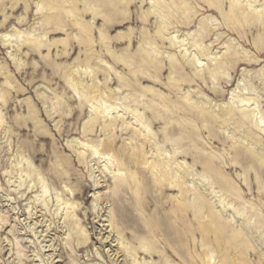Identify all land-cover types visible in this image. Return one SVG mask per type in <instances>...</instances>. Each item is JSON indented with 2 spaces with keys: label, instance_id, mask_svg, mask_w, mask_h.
Here are the masks:
<instances>
[{
  "label": "rangeland",
  "instance_id": "1",
  "mask_svg": "<svg viewBox=\"0 0 264 264\" xmlns=\"http://www.w3.org/2000/svg\"><path fill=\"white\" fill-rule=\"evenodd\" d=\"M47 1L0 0V264H220L224 257L232 259L230 264H245L246 253L252 264H264V167L245 161L249 146L264 145V51L257 54L254 42L263 33L247 31L241 40L221 28L203 43L210 48L202 59L205 67L182 70L185 57L193 64L196 49L179 43L185 35L201 37L200 22H208L207 29L222 25L216 12H200L191 28L179 26L177 17L166 18L170 29L164 42L157 40L158 32L167 25L156 16L146 20L150 0H129L130 6L118 0ZM233 46L242 52L236 59ZM225 53L237 60L235 67L220 58ZM217 56L219 63L212 61ZM81 85L93 88L90 94ZM107 91L113 92L103 103L113 108L98 110L99 92ZM244 99L259 103L251 108L259 110V117L250 122L241 114ZM200 107L208 117L197 112ZM229 107L235 122L225 124ZM94 116L99 123L93 126ZM137 121L147 122L149 144L142 141L145 129ZM106 140L113 142L107 152L116 163L112 174L90 148L102 151ZM156 148L168 163L159 169V179L148 167ZM135 155L141 164L130 159ZM128 157L133 162L119 169V160ZM43 184L48 192L40 199ZM31 199L38 200L33 215ZM62 203L76 207V225L67 221ZM212 215L219 219L216 227ZM245 237L255 240L254 249L245 250Z\"/></svg>",
  "mask_w": 264,
  "mask_h": 264
},
{
  "label": "bare ground",
  "instance_id": "2",
  "mask_svg": "<svg viewBox=\"0 0 264 264\" xmlns=\"http://www.w3.org/2000/svg\"><path fill=\"white\" fill-rule=\"evenodd\" d=\"M36 1V0H35ZM44 1V0H43ZM46 2H48L47 0H45ZM119 2V4L120 5H125L126 4V2H127V6H130L131 5V3H132V1L130 2L129 0H118ZM150 1H152L153 2V5H152V9H151V11H148L147 13H148V15H146V20L147 19H149V18H151V16H156V18H160V20H161V22H162V24H166L167 23V19L166 18H169V17H177V20L179 21L178 22V24H179V26H184V27H187V28H191V26H193L192 24L195 22V18L197 17V15L200 13V12H205V13H212V12H216L219 16H221L223 19H224V23H222V25H219V24H216V25H214V24H212L213 26H211V29H207V28H204L205 26H208L209 27V25H206V24H204L203 22H200V26L202 27V29L204 30V34L202 33V36L200 37V36H198V32L196 33L197 34V36H194V37H192L191 39H189L190 37L189 36H187V35H185L184 36V38L182 39L183 41L181 42V43H179V44H181V47L183 48V47H188V45H191L192 46V48H195L196 49V54H195V59L193 60V64H192V59H191V61H189L190 60V58L188 59V57L186 58L185 57V61H183V62H186L185 64L183 63V65H182V70H186L187 69V65H194L195 64V66H196V68H201V67H205L204 65H203V62H205V61H203L202 59L205 57H208L209 56V54H208V52L210 51V48H206V47H204V46H206V44L205 45H203V43L205 42V40L212 34V33H218V31H220V30H222L221 28H223L224 30H226V32H228V33H230V34H236V35H240V39L242 40V39H245V32H253L254 30H258V33L260 34V33H263V35L261 34V36L258 38V40H254V42H255V46H256V52H257V54H261L263 51H264V46H263V43H264V0H194L193 1V3H190L189 2V0H172V2H166V0H163V1H155V0H150ZM37 2H38V0H37ZM41 2V1H40ZM146 2H148V0L146 1ZM145 2V0H143L142 1V4L143 3H146ZM192 2V1H191ZM48 3H50V2H48ZM53 3H55V2H53ZM151 3V2H150ZM46 4V3H45ZM41 6H42V4H40ZM52 5V4H51ZM37 6H38V4H37ZM44 7V6H43ZM52 9V8H51ZM55 9H57V8H54V10ZM88 9V8H87ZM90 9H91V7H90ZM229 9V10H228ZM38 10V9H37ZM67 9H65V10H63V11H66ZM38 11H40V10H38ZM44 11V10H43ZM68 11V10H67ZM51 12V11H50ZM194 12V13H193ZM41 13H42V11H41ZM68 14H72V13H74V12H72V11H70V12H67ZM61 14H63V13H61ZM61 14L59 15L58 13H56V15H57V17H59V18H62L61 17ZM66 14V13H65ZM93 14V13H92ZM146 14V13H145ZM48 15H51V13L50 14H48ZM47 15V16H48ZM55 15V16H56ZM73 15V14H72ZM95 15V14H94ZM52 16V15H51ZM80 16V15H79ZM72 17V16H71ZM96 17V16H95ZM94 17V18H95ZM56 18V17H55ZM66 18H67V16H66ZM43 19V18H42ZM48 19V18H47ZM50 19H53V18H50ZM63 19V18H62ZM70 19V18H69ZM83 19V18H82ZM144 19V18H143ZM165 19L167 20V21H165ZM64 20V19H63ZM76 20H77V18H76ZM53 21V20H52ZM68 21V20H67ZM66 20L63 22L62 21V23L64 24L65 22H67ZM70 21V20H69ZM78 21V20H77ZM209 21V20H208ZM171 22V21H170ZM210 23V22H209ZM54 24V23H53ZM67 24H68V22H67ZM67 24H65V26L67 25ZM157 25L159 24V23H156ZM161 24V25H162ZM175 24V23H174ZM70 25H71V23H70ZM69 25V26H70ZM82 25V24H81ZM83 25H84V23H83ZM82 25V26H83ZM161 25L159 26V27H161ZM167 25V24H166ZM50 26V25H49ZM81 26V27H82ZM67 27V26H66ZM84 27V26H83ZM166 27V28H165ZM164 27V29L163 30H160L159 32H158V35H159V37H158V39L157 40H159V38L160 39H164V31H166V29L168 30V29H170L169 27H170V25H167V26H165ZM180 27V28H181ZM90 28V27H89ZM177 28H179V27H177ZM175 29V28H174ZM91 31V30H90ZM175 31V30H174ZM241 31H244V35L243 34H241ZM175 33V32H174ZM178 33H179V31H178ZM157 34V33H156ZM165 34H166V32H165ZM171 35H173V34H171ZM175 35H177V34H175ZM104 36V35H103ZM149 37V36H148ZM105 38V37H104ZM169 38H170V36H169ZM173 38H175V37H173ZM147 39V38H146ZM150 39H152V38H150ZM177 39H179V37H177ZM33 41H34V38L32 39ZM142 40H143V37H142ZM144 42H146L145 41V39L143 40ZM142 41V42H143ZM164 41V40H163ZM167 41H169V40H167ZM171 41V40H170ZM246 41V40H245ZM91 42V41H90ZM150 42V41H149ZM165 42V41H164ZM174 42V41H173ZM247 42V41H246ZM245 42V43H246ZM33 43V42H32ZM160 43H161V41H160ZM146 44H147V42H146ZM164 44V43H163ZM171 44V43H170ZM152 45V44H151ZM154 45H156V44H154ZM174 44H172V46H173ZM176 45V44H175ZM191 46H189V47H191ZM149 47V46H148ZM156 47H157V45H156ZM158 47L159 48H161L159 45H158ZM181 47H179V48H181ZM234 47V46H233ZM143 48V47H142ZM147 49V48H146ZM154 49V48H153ZM156 49V48H155ZM158 49V48H157ZM162 49V48H161ZM189 49V48H188ZM188 49L186 50V52L188 53ZM209 49V50H208ZM148 50H149V48H148ZM158 51V50H157ZM160 51V50H159ZM181 50H179V52H180ZM230 51V50H229ZM149 52V51H148ZM151 53H153L152 52V49H151V51H150ZM149 52V53H150ZM160 52H162V51H160ZM182 52V51H181ZM190 52V51H189ZM147 53V52H146ZM151 53H150V56H151ZM156 54H157V52H155ZM191 53H194V52H191ZM140 54H142L141 52H140ZM154 54V53H153ZM160 54V53H159ZM171 54V53H170ZM185 54V53H184ZM189 54V53H188ZM241 54H242V52L239 50V49H235V47H234V50H232V52H231V57H234L235 59L236 58H238V57H240L241 56ZM170 56V55H169ZM174 56H175V54H174ZM180 56H182V54L180 55ZM212 56V55H211ZM141 57H142V55H141ZM190 57V56H189ZM154 58H156V56H151V61H152V63H154V61H155V59ZM216 58V59H215ZM214 59L215 60H212L211 58V60L212 61H216L217 59H218V56L217 57H215ZM220 58H222L223 59V61L226 63V64H233V66H234V63H235V61H237V60H233V58H229V56H228V53H225V54H223ZM141 59H143V58H141ZM184 59V58H183ZM230 59V60H229ZM145 61V60H144ZM211 61V62H212ZM218 61V60H217ZM216 61V62H217ZM136 62V61H135ZM210 62V61H209ZM210 62V63H211ZM220 61H218V63H219ZM142 63H144V62H142ZM147 63V62H146ZM179 63H181L180 62V59H179ZM209 63V64H210ZM213 63V65L214 66H216L215 64H214V62H212ZM211 63V64H212ZM225 63H221V65L222 64H225ZM139 64V63H138ZM149 64H151V63H148L147 65L148 66H150ZM155 64V63H154ZM153 65V64H152ZM156 65V64H155ZM206 65H208V64H206ZM220 65V64H219ZM139 66H140V64H139ZM138 65L136 66V67H139ZM143 66V65H142ZM142 66H140V67H142ZM154 66V65H153ZM157 66V65H156ZM129 67V66H128ZM144 67H147V66H144ZM144 67H143V69H140V70H144ZM158 67V66H157ZM178 67V66H177ZM181 67V66H180ZM213 66H211V68H212ZM218 67H220V66H218ZM217 67V68H218ZM224 67H226L225 65H224ZM224 67H222V69L224 68ZM228 68H229V66H227ZM231 67V66H230ZM235 67V66H234ZM148 68V67H147ZM146 68V69H147ZM161 68V67H160ZM175 68V66L172 64V69H174ZM191 68V67H190ZM194 68V67H193ZM207 68V67H206ZM214 68H216V67H214ZM213 68V69H214ZM130 69V68H129ZM154 69V68H153ZM177 69V68H176ZM195 69V68H194ZM196 70V75H198V76H200L199 78L201 79V78H203L204 79V74H203V71H199V70ZM202 69V68H201ZM222 69H220V71L222 70ZM224 69H227V68H224ZM223 69V70H224ZM234 69V68H233ZM151 70V69H150ZM155 70V69H154ZM157 71L159 70V69H156ZM178 70V69H177ZM208 70V69H207ZM218 70V69H217ZM222 70V71H223ZM135 71V70H134ZM134 71H132V72H134ZM156 71V72H157ZM179 71V70H178ZM212 72L214 71V70H211ZM221 71V72H222ZM137 72V71H136ZM145 72H149V70L147 71H145ZM151 72V71H150ZM149 72V73H150ZM180 72V71H179ZM205 72H206V69H205ZM218 72V71H217ZM88 73V72H87ZM151 73H153V72H151ZM141 74V73H140ZM209 74V73H208ZM211 74V73H210ZM213 74V73H212ZM211 74V75H212ZM221 74V73H220ZM143 75H145V74H143ZM205 75H206V73H205ZM146 76H148V74H146ZM82 77V76H81ZM157 77V76H156ZM197 77V76H196ZM212 77H214L213 75H212ZM216 77L217 76H215V79H216ZM149 78V77H148ZM175 78V77H174ZM218 78V77H217ZM71 79V78H70ZM140 80H141V78H139ZM264 79V78H263ZM262 79V80H263ZM72 80V79H71ZM85 80V79H84ZM139 80V81H140ZM145 80V79H144ZM176 80V79H175ZM212 81V80H211ZM215 81V80H214ZM77 82V81H76ZM76 82H74V83H76ZM80 82V81H79ZM68 83H69V81H68ZM82 84V83H81ZM96 84V83H95ZM78 86V85H77ZM77 86H76V88H77ZM81 86H83V88L85 89V90H87L88 92L91 90V89H93V88H88L87 86H84V85H81ZM81 86H79V88L81 87ZM129 86V85H128ZM174 86V85H173ZM172 86V87H173ZM131 87V86H130ZM73 88H75V87H73ZM134 88V87H133ZM178 89H179V87H178ZM83 90V89H82ZM108 90V89H107ZM130 90V89H129ZM173 90V89H172ZM180 90V89H179ZM96 91V90H95ZM131 91H133V90H131ZM140 91V90H139ZM152 91V90H151ZM150 91V92H151ZM174 91V90H173ZM93 92V91H92ZM110 92H113V91H110ZM110 92H99V97H100V101H97L98 103H97V106H100L99 108H98V110L99 109H102V111H103V107L105 106L106 107V111L107 110H111V108H113V107H107V104L105 105V103H103V100L105 101V98H106V96H107V98L109 97V96H111V94L112 93H110ZM135 92V91H134ZM85 93V92H84ZM96 93V92H95ZM136 93V92H135ZM153 93H155L154 91H153ZM89 94H90V92H89ZM138 94V93H137ZM87 95V94H86ZM115 95V94H114ZM139 95V94H138ZM155 95H157L156 93H155ZM174 95V94H173ZM191 95V94H190ZM99 97H97V98H99ZM132 97V96H131ZM130 97V98H131ZM173 97V96H172ZM177 97V96H176ZM128 98V97H127ZM138 98V97H137ZM140 98V97H139ZM158 98V97H157ZM120 99V98H119ZM129 99V98H128ZM159 99H162L163 100V98H159ZM182 99V98H181ZM186 99V98H185ZM96 100V99H95ZM143 101V100H142ZM148 101V100H147ZM150 101V100H149ZM191 101H192V99H191ZM152 102V101H151ZM206 102V101H205ZM258 102V101H257ZM96 103V102H95ZM111 103V102H110ZM153 103V102H152ZM192 103H194V102H192ZM235 103V102H234ZM233 103V104H234ZM252 103V101L251 100H249V99H244V100H241V102H240V105H241V114H243V116L245 117V118H247V121H249L250 122V120H248L250 117H252V116H254V117H259V114H257V113H259L257 110H255V109H257V107L255 108L254 107V105L256 106V104H259V103H254V104H251ZM139 104V103H138ZM137 104V105H138ZM141 104V103H140ZM143 104V103H142ZM157 104V103H156ZM194 104H196V103H194ZM232 104V105H233ZM120 105V104H119ZM146 105V104H145ZM155 105V104H154ZM174 105H175V103H174ZM199 105H201V104H199ZM236 105V104H235ZM110 106V105H109ZM148 106V105H147ZM146 106V107H147ZM159 107H160V105H158ZM189 106V105H188ZM193 106V105H192ZM197 106V105H196ZM203 106V105H202ZM237 106H239V104L237 105ZM138 108H139V106H137ZM136 107V108H137ZM146 107H144V109L146 108ZM154 107V106H153ZM156 107V106H155ZM163 107V106H162ZM161 107V108H162ZM181 107V108H180ZM179 108L180 109H182L183 107L182 106H180ZM185 107V106H184ZM252 107H254L255 109L254 110H251V108ZM259 107V106H258ZM94 108H96V107H94ZM116 108V107H115ZM137 108V109H138ZM194 108H195V105H194ZM209 108V107H208ZM126 109V108H125ZM136 109V110H137ZM197 109V108H196ZM259 109V108H258ZM117 110H119V109H116V111ZM136 110L134 111L135 113H136ZM139 110V109H138ZM151 110H153V108L152 109H150L149 111H151ZM169 110V109H168ZM175 110V109H174ZM184 110V109H183ZM199 110L200 111H198L197 110V112H200L201 113V115H205L206 114V117H208L207 116V112H206V110H204L203 109V107H200L199 108ZM223 111H224V109H222ZM236 110H238L237 108H236ZM113 111V110H112ZM126 111V110H125ZM148 111V112H149ZM226 115H225V117H224V119H225V124L226 123H230V122H235V116H236V113H235V110L234 109H232V107L230 108H227L226 110ZM239 111V110H238ZM110 112V111H109ZM130 112V111H129ZM132 112V111H131ZM134 112H132V114L134 113ZM147 112V111H146ZM167 112V111H166ZM99 113V112H98ZM134 113V114H135ZM138 114H139V111L137 112ZM111 114V113H110ZM151 114H155V113H151ZM210 114V113H209ZM240 114V115H241ZM125 115V114H124ZM141 116H142V114H140ZM157 115V114H156ZM212 115V114H211ZM215 115V114H214ZM213 115V116H214ZM220 115V114H219ZM96 116H98L97 114H96ZM110 116V115H109ZM147 116V115H146ZM152 116V115H151ZM161 116H163V115H161ZM168 116H169V114H168ZM172 116V115H171ZM216 116H218V115H216ZM223 116V115H222ZM99 117V116H98ZM138 117H139V115H138ZM138 117H136V118H138ZM153 118L155 117V116H152ZM238 117H239V115H238ZM119 118V117H118ZM145 119H146V117H144ZM144 118H141V119H144ZM148 118V117H147ZM162 118V117H161ZM171 118V117H170ZM169 118V119H170ZM197 118H199L200 119V117H198V114H197ZM211 118V117H210ZM222 118V117H221ZM220 118V119H221ZM237 118V117H236ZM240 118H241V116H240ZM239 118V119H240ZM100 119V118H99ZM98 119V120H99ZM140 119V120H141ZM149 119H150V121H151V119L152 118H150L149 117ZM148 119V120H149ZM159 119V118H158ZM157 119V120H158ZM163 119V118H162ZM165 119V118H164ZM258 119V118H257ZM137 120V119H136ZM138 120H139V118H138ZM148 120H147V122H148ZM154 120V119H153ZM152 120V121H153ZM214 120V119H213ZM222 120V119H221ZM220 120V121H221ZM236 120H238V119H236ZM254 120V119H253ZM105 121V120H104ZM103 121V122H104ZM134 121V123H135V120H133ZM144 121V120H143ZM260 121H261V125H263V118H261L260 117ZM106 122V121H105ZM108 122V121H107ZM106 122V123H107ZM110 122V121H109ZM116 123V120H115V118L113 119V121H111L110 123L112 124L113 123V126H114V124ZM131 122V121H130ZM139 121H137L136 123L137 124H139L140 123V125H141V127L143 128V129H145L144 131H140V137H141V139H142V141L144 142V144H146V143H148L147 142V140H149L150 138H149V136H147V134L145 133V132H147L148 133V130H149V127L148 126H146V124H147V122L146 123H142V121H140L139 123H138ZM157 122V121H156ZM159 122V121H158ZM237 122H240V121H237ZM256 122H257V120H256ZM258 122H259V119H258ZM88 123V122H87ZM92 123H93V126L95 125V123H97L96 122V118H95V116L92 118ZM92 123H90V124H92ZM99 123V122H98ZM97 123V124H98ZM128 123V122H127ZM133 123V122H132ZM131 123V124H132ZM152 123V122H151ZM151 123H150V125H151ZM154 123V122H153ZM117 124V123H116ZM155 124V123H154ZM243 124V123H242ZM259 124V123H258ZM109 125V124H108ZM127 125V124H126ZM125 125V126H126ZM257 125V124H256ZM93 126H92V128H93ZM129 126H134V125H130L129 124ZM128 126V127H129ZM236 126H238V125H236ZM258 126H260V125H258ZM111 127V126H110ZM224 127V126H223ZM245 127H247V126H245ZM92 128H90V129H92ZM135 128V127H134ZM138 128V127H137ZM238 128V127H237ZM244 128V127H243ZM249 128V127H248ZM261 129H263V131H264V125H263V127H260ZM89 129V130H90ZM139 129V128H138ZM151 129V128H150ZM239 129V128H238ZM250 129H252L251 127H250ZM260 129V130H261ZM114 130V129H113ZM125 130V129H124ZM128 130H129V128H128ZM133 130V129H132ZM236 131H237V129H235ZM126 131V130H125ZM139 131V130H138ZM150 131V130H149ZM153 134V133H152ZM152 134H150V135H152ZM243 135V134H242ZM245 135L247 136V137H251V135H252V131H250L249 129L247 130L246 128H245ZM134 137V136H133ZM235 137V136H234ZM252 139H253V137H251ZM110 139V138H109ZM108 139V140H109ZM243 139V138H242ZM108 140H106V141H104L103 143H102V151H100L99 149H97V148H95V147H93V146H91L90 148L92 149V151H93V153H94V157H99L98 159H101L102 161H103V163L105 164V167L106 168H108V171H110L111 172V170H109L112 166H113V164L115 163V162H113V159L111 158V155H109L107 152L109 151V152H111V150H113L114 148H113V142L112 141H108ZM112 140V139H111ZM139 140H140V138H139ZM234 139H232V141H233ZM254 141H255V139H253ZM234 141H236V139L234 140ZM247 141V140H246ZM264 141V140H263ZM140 142V141H139ZM150 143H152V139L149 141ZM141 143V142H140ZM239 143H240V141H239ZM239 143L237 144L236 142H235V144L234 145H239ZM132 144V143H131ZM149 144V143H148ZM233 144V143H232ZM231 144V145H232ZM241 144V143H240ZM260 144V142H258L257 144H256V147H253L252 145L251 146H249L247 149H248V154L246 153V160L245 161H247V163L248 162H250L252 165H253V167H255L256 168V165H258V168L260 167V168H262V167H264V145H263V148H259V145ZM152 145H153V147H154V144L152 143ZM151 145V146H152ZM236 145V146H237ZM86 147L85 148H87L88 146H87V144L85 145ZM143 146H145V145H142V147ZM244 146V145H243ZM133 147V145L130 147V145H129V149L130 148H132ZM137 146H135L134 148L135 149H137L136 148ZM159 147V146H158ZM235 147V146H234ZM238 147V146H237ZM236 147V148H237ZM134 148H132V150L134 149ZM144 148V147H143ZM142 148V149H143ZM160 148V147H159ZM124 149V148H123ZM128 149V150H129ZM242 149V148H241ZM127 150V151H128ZM131 150V149H130ZM231 150V149H230ZM239 150V149H238ZM125 151V150H124ZM135 151H137V150H135ZM140 151V150H139ZM143 151V150H142ZM153 151V150H152ZM164 151V150H163ZM116 152V151H115ZM123 152V151H122ZM126 152V151H125ZM129 152V151H128ZM146 152V151H145ZM149 152H151V151H149ZM148 152V153H149ZM238 151L236 150V153H237ZM120 153V152H119ZM124 153V152H123ZM144 153V152H143ZM155 153V154H154ZM166 153V152H165ZM178 153V152H177ZM234 153V152H233ZM238 153H240V150H239V152ZM117 154H118V152H117ZM126 153H124V155H125ZM152 154H154L152 157H151V161H149L148 163L150 164V165H148V167L149 166H151V170H153L154 171V173H156V175H157V178L159 179V175L160 174H162V172L163 171H160L159 169H164V168H166V165H168V163H167V161H165L164 162V160L163 161H161V157L163 158V153H162V151L160 150V149H154V152H152ZM151 154V155H152ZM176 154V153H175ZM121 155H123V154H121ZM120 155V156H121ZM131 155V154H130ZM157 156V158H155L156 156ZM234 155V154H233ZM128 156V155H127ZM126 156V157H127ZM123 157V156H122ZM125 157V156H124ZM139 157V156H138ZM138 157L135 155V156H133L132 158L130 157V159H133L134 160V164L135 163H139V164H141L140 162H138L137 160H139L138 159ZM148 157H149V155H148ZM148 157H146V158H148ZM177 157V156H176ZM239 157V156H238ZM241 157V156H240ZM121 158V157H120ZM144 158V157H143ZM145 158V159H146ZM170 158V157H169ZM127 159H128V161H127ZM160 159V160H159ZM236 159V158H235ZM242 159V158H241ZM245 159V158H244ZM118 160V159H117ZM140 160H141V158H140ZM172 160H173V158H172ZM115 161V160H114ZM120 162H119V169H124V168H126L127 166H128V164H130V163H132L131 161H129V157L128 158H126V159H123V160H119ZM237 161H238V159H236V163H237ZM239 161L241 162V160L239 159ZM244 161V160H243ZM128 162H130V163H128ZM143 162H144V160H143ZM146 162V161H145ZM173 163V162H172ZM243 163V162H242ZM241 163V164H242ZM116 164V163H115ZM118 164V163H117ZM145 164V163H144ZM246 163L244 162V165H245ZM256 164V165H255ZM238 165V164H237ZM255 165V166H254ZM117 166V165H116ZM136 166H138V165H136ZM142 166V165H141ZM140 166V167H141ZM144 166V165H143ZM142 166V167H143ZM173 166V165H172ZM195 167H196V165H194ZM139 167V166H138ZM250 167H252V166H250ZM175 168H176V165H175ZM23 169V168H22ZM104 169V168H103ZM113 169V168H112ZM117 169V168H116ZM173 169V168H172ZM171 169V170H172ZM180 169H181V167H180ZM185 169V168H184ZM21 170V169H20ZM118 170V169H117ZM143 170V169H142ZM150 170V171H151ZM168 170V169H167ZM188 170V169H187ZM250 170H252V169H250ZM257 170V169H256ZM24 171V170H23ZM124 171V170H123ZM123 171H121V172H123ZM147 171V170H146ZM173 171V170H172ZM246 171V170H245ZM254 171V170H253ZM262 171H264V170H262ZM25 172H28L29 173V171H26L25 170ZM161 172V173H160ZM168 172H170V168H169V171ZM167 172V173H168ZM184 172H185V170H184ZM183 172V173H184ZM193 172H195L194 170H193ZM197 172V171H196ZM256 173L257 172H260V171H255ZM125 173V172H124ZM173 173V172H172ZM260 173H262V172H260ZM260 173H257V174H260ZM111 174H112V172H111ZM119 174V173H118ZM151 174H153V173H151ZM178 174V173H177ZM177 174L175 175V176H177ZM29 175V174H28ZM116 175V174H115ZM182 175V174H181ZM189 175H190V173H189ZM194 175V174H193ZM208 175V174H207ZM220 175V174H219ZM30 176V175H29ZM120 176V175H119ZM118 176V177H119ZM122 176V175H121ZM184 176V175H183ZM187 176V175H186ZM197 176V175H196ZM215 176V175H214ZM161 177V176H160ZM171 177V176H170ZM193 177H195V176H193ZM261 177V176H260ZM120 178V177H119ZM154 178H155V175H154ZM163 178H164V175H163ZM178 178H179V176H178ZM204 178V177H203ZM262 178V177H261ZM174 179H176V178H174ZM180 179V178H179ZM185 179V178H184ZM154 180V179H153ZM165 180H166V178H165ZM182 180V179H181ZM159 181V180H158ZM177 181H178V179H177ZM214 181V180H213ZM212 181V182H213ZM216 181V180H215ZM220 181V180H219ZM246 181V180H245ZM176 182V181H175ZM261 182V181H260ZM44 183V182H43ZM182 183V182H181ZM100 184V183H99ZM183 184V183H182ZM219 184V183H218ZM44 185V184H43ZM229 185H231V184H229ZM45 186V185H44ZM171 186H172V184H171ZM178 186V185H177ZM98 187V186H97ZM186 187V186H185ZM187 187H189V186H187ZM185 189V188H184ZM194 189H195V186H194ZM182 190V189H181ZM184 191H186V190H184ZM47 192H48V188L45 186V187H43V191H42V193L39 195V198L41 199V197H43V196H45L46 194H47ZM194 192V191H193ZM187 193V192H186ZM186 193H185V195H186ZM199 194V193H198ZM195 195H197V192L195 193ZM188 196H189V194H188ZM182 197V196H181ZM185 197V196H184ZM203 197H200L199 198V204H200V208L202 209L203 208V206L202 205H204V202H205V200H203L202 199ZM206 198V197H205ZM204 198V199H205ZM33 199V198H32ZM31 199V200H32ZM38 199V198H37ZM35 200L34 202H33V200H32V202H33V209L31 210V213H32V215H33V212H34V210H36L37 209V207L38 206H36V201H38V200ZM48 199V198H47ZM189 199V198H188ZM226 199V198H225ZM225 201V200H224ZM41 202V201H40ZM178 202V201H177ZM185 203V198H182V201H181V204L180 205H183ZM193 203V202H192ZM207 204V203H206ZM228 204V203H227ZM39 205V204H38ZM62 205H63V209H64V211H66V219H67V221L68 222H70V223H72L73 225H76L75 223H76V221H75V217H77L76 215H77V212H76V207L75 206H73V205H71V204H69V203H65V204H63L62 203ZM45 206V205H44ZM178 206V205H177ZM79 207V206H78ZM198 208H199V206H198ZM206 208V207H205ZM238 211V210H237ZM239 214V213H238ZM109 215V214H108ZM112 215V214H111ZM114 215V214H113ZM115 217V216H114ZM114 217H113V219H114ZM110 218V217H109ZM113 219H111V223H112V227L114 228V230H116L117 229V225H116V223L115 222H113ZM218 217L217 216H215V215H212L211 216V225L212 226H214V227H216L217 226V224H218ZM7 221V220H6ZM78 222V221H77ZM109 222V221H108ZM5 223V222H4ZM4 225V224H3ZM8 225V224H7ZM119 227V226H118ZM244 227H245V225H244ZM248 227H249V229H250V227H252V224L251 223H249L248 224ZM246 228V227H245ZM248 229V230H249ZM257 229H259V228H257ZM211 230V229H210ZM113 232V231H112ZM114 232H116V231H114ZM252 232H254V231H252ZM251 232V233H252ZM218 233H221L220 231L218 232ZM248 233V232H247ZM255 233V232H254ZM113 234V233H112ZM81 236H82V234H81ZM250 236V235H249ZM221 238V237H220ZM117 239V238H116ZM120 239V238H119ZM260 239V238H259ZM251 239L249 238V237H245V245H247L248 247L245 249V250H248V251H250V248L251 249H254L253 248V245H252V242L254 243V241L252 240V242L250 241ZM119 241H121V239L119 240ZM260 241H261V239H260ZM148 242V241H147ZM239 242V241H238ZM143 244H146V243H143ZM254 246H255V244H254ZM124 247V246H123ZM143 247V249L144 250H146L147 252L146 253H148V252H150L149 251V247L146 245V246H142ZM232 247V246H231ZM257 247V246H256ZM127 249V248H126ZM126 249H124V250H126ZM130 249V248H129ZM128 250V249H127ZM129 251V250H128ZM130 252V251H129ZM132 252H133V250H132ZM145 252V251H144ZM214 252H215V250H214ZM217 252V251H216ZM209 253H211V251L209 252ZM218 253H220V252H218ZM217 253V254H218ZM245 253H246V251H245ZM214 254V253H213ZM229 255H230V252L228 253ZM247 254V253H246ZM246 254H245V264H252L250 261H248V258H247V256H246ZM130 255V254H129ZM134 255V254H133ZM215 255V254H214ZM20 256V255H19ZM23 256V255H22ZM21 256V257H22ZM212 256V255H211ZM219 256H220V254H219ZM208 258H209V256H208ZM216 258H217V256H216ZM17 259V258H16ZM211 260H212V258H211ZM210 260V261H211ZM232 260V259H231ZM230 260V261H231ZM234 260H235V258H234ZM229 259L228 258H226V257H224V259L222 260V262L220 263V264H230L229 262ZM232 262V261H231ZM149 263V262H148Z\"/></svg>",
  "mask_w": 264,
  "mask_h": 264
}]
</instances>
